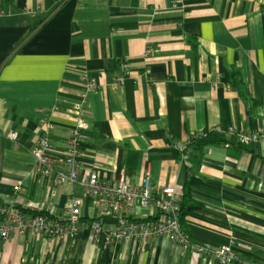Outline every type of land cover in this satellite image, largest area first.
<instances>
[{
    "label": "crops",
    "instance_id": "crops-1",
    "mask_svg": "<svg viewBox=\"0 0 264 264\" xmlns=\"http://www.w3.org/2000/svg\"><path fill=\"white\" fill-rule=\"evenodd\" d=\"M120 63L128 74L112 90ZM82 76L97 86L85 98ZM76 116L87 123L79 174L123 173L138 186L149 173L173 190L195 244L228 245L240 262L264 264V143L236 141L264 129V0H0V204L62 219L74 197L82 219L99 218L79 183L42 179L29 155L48 123L52 156H64ZM212 131L229 148L210 145L181 162L175 144ZM146 215L155 211L137 218ZM0 264L223 263L165 238L98 247L79 232L62 241L13 236L0 244Z\"/></svg>",
    "mask_w": 264,
    "mask_h": 264
},
{
    "label": "built area",
    "instance_id": "built-area-1",
    "mask_svg": "<svg viewBox=\"0 0 264 264\" xmlns=\"http://www.w3.org/2000/svg\"><path fill=\"white\" fill-rule=\"evenodd\" d=\"M120 76L111 84L112 90L123 87L128 74L127 63H120ZM86 93L95 92L97 86L94 80L81 77ZM79 110L80 104L75 105ZM87 130V123L81 116H76L75 126L64 143V156L56 158L51 153L50 135L52 126L45 124L40 136L35 139L30 157L35 162V172L44 180L53 181L56 185H71L79 183L86 197L92 199L99 210V218L82 220V200L71 197L65 205V216L57 219L45 214L33 205L17 207L14 203L0 204V244L3 246L13 236H40L62 241L79 232H88L90 241L98 247H107L115 243L134 242L140 247H147L153 240L165 238L182 253L210 258L223 264H246L238 260L231 246H221L211 249L195 244L188 232L179 225V209L173 201L171 188L158 189L146 173L138 186H132L127 177L120 173L112 180L99 177L95 170H86L79 174V158L81 156V135ZM233 134V132H232ZM237 145L247 146L254 143H264V129L251 134L236 133ZM8 139L15 142L16 132L8 134ZM229 148V144L223 145ZM174 148L179 152L181 162L187 158L182 154L184 144L176 143ZM61 163L63 170H56ZM18 193L21 188L13 186ZM159 193V195L157 194ZM153 209L155 215L137 218L139 210ZM104 218L114 222L112 229H106Z\"/></svg>",
    "mask_w": 264,
    "mask_h": 264
},
{
    "label": "trees",
    "instance_id": "trees-1",
    "mask_svg": "<svg viewBox=\"0 0 264 264\" xmlns=\"http://www.w3.org/2000/svg\"><path fill=\"white\" fill-rule=\"evenodd\" d=\"M224 145L227 142L223 139L222 134L218 133L217 131H212L206 135H196L191 138L184 144L185 149L183 150L182 154L188 159H199L202 155V151L210 145ZM229 144V143H228ZM230 146V144H229ZM185 197L188 198V186L185 187L184 191ZM188 209H197L196 205L188 203ZM182 217L183 211L179 210V225L182 229H184L182 225ZM83 221H88V219H82Z\"/></svg>",
    "mask_w": 264,
    "mask_h": 264
}]
</instances>
